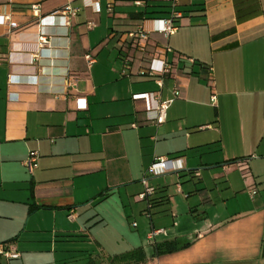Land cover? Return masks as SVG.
<instances>
[{"label": "crops", "instance_id": "obj_1", "mask_svg": "<svg viewBox=\"0 0 264 264\" xmlns=\"http://www.w3.org/2000/svg\"><path fill=\"white\" fill-rule=\"evenodd\" d=\"M67 5L79 8L69 25L59 14ZM153 5L169 12L161 0H0V246L19 255L0 254V264H27L28 252L47 254L49 264H109L137 249L145 257L139 264H264V192L255 178L235 181L231 173L245 177L253 175L251 165L264 167V0H179L175 32L167 38L151 32L140 52L128 34L141 24L152 31L151 19L169 16L147 18L146 6ZM151 58H165L170 72L140 76ZM158 91L162 101L172 100L160 126L132 98ZM31 152L38 158L28 172ZM155 158L170 160L168 170L148 173ZM206 177L216 190H246L248 203L233 213L225 204V214L209 217ZM143 178L157 203L150 224L155 214L177 217L179 210L196 226L190 234L164 228L167 236L150 242L152 248L172 239L191 241L188 248L154 256L134 240L112 256L96 241L94 254L58 247L90 242L91 228L106 222L89 208L115 193L136 196L130 213L141 217ZM168 179L186 195L178 208L170 205ZM39 211L53 212L52 228L30 225ZM59 212L71 218L61 214L57 222ZM36 232L46 236L30 234ZM27 242L36 246L28 249Z\"/></svg>", "mask_w": 264, "mask_h": 264}, {"label": "rangeland", "instance_id": "obj_2", "mask_svg": "<svg viewBox=\"0 0 264 264\" xmlns=\"http://www.w3.org/2000/svg\"><path fill=\"white\" fill-rule=\"evenodd\" d=\"M101 113H102L101 111L95 112L92 114L93 115L92 117L96 118ZM93 123L97 124V121H94ZM27 160L28 158L26 159V161ZM135 163H136V158L135 157L131 158V165L133 169ZM251 167H252L253 175H247L245 177H242L239 171L233 173L234 170L231 169V173L234 174V180L235 181L240 180L241 182H243L244 180L253 181V179L255 178L257 185L259 186V189L262 192H264V167L259 166L256 163L254 165H251ZM26 170L28 171L27 168ZM203 182L205 184L208 194L212 197L213 200V205L209 207L206 211L209 217L225 214V209H226L225 204L228 207V213H233L236 209L247 204L249 201L248 196L245 194L246 190H241L236 195H234L232 194L233 193L232 191H228L224 189L222 186H219L221 188H219V190H216L214 187L215 183L212 180V178L206 177ZM167 183H168L167 194L170 196V205L172 206V208L174 207L178 208L179 200H182L183 202L185 200L184 198L186 195L184 194L186 188H184V185H182L183 188L182 186H180V188L183 189V193H184L183 194L184 196L181 197L182 196L181 194L176 193V188H178L179 186H177L175 182L172 181V179H168ZM133 185L132 186L129 185L127 187L125 186L123 188H131V187L133 188L134 187ZM146 186L148 185L146 184ZM144 189L145 187L143 185L142 192H144ZM135 198L136 196L128 197L127 195H123V194L118 195L115 193L106 201L100 204L98 203L93 204V206L89 208V211H94L104 216L106 224L91 228L92 240H90V242H74L64 245L59 243L58 247L68 246L70 249L86 250L89 253L94 254L96 253V249H97L95 244L96 241L102 246V248L106 252H108L110 255L113 256L126 252V250L130 248V245L134 243L135 240L137 246H142L143 250L145 249L148 251L151 250L152 252L153 248L151 246V243L146 239V233L149 232L151 229H160L163 227V229L165 228L169 230L170 233L169 235H172V233L175 232L184 233V234L188 232L190 234L192 233L193 230L196 229V226H194V221L191 219V217L190 216L187 217L183 215V213L180 212L179 210L177 211L178 212L177 217H172L171 214L169 213H165L161 215L159 214L153 215V225H152L149 222V218L144 215V212L146 210V205H145L144 208L145 210L141 212V217H139V213H137V216L133 218V216L130 213L129 202L130 204L131 203L135 204L134 203ZM139 199L142 200L140 197ZM200 210L201 208H198V211ZM61 214H63L64 220L68 218L66 217L65 212L62 213L59 212V215L57 217V222H58V218L61 217ZM79 215L81 216L83 214H79ZM151 215H152V211L150 212V218ZM85 220L86 218L84 217V221ZM54 221L55 218L52 211L50 212L39 211V212H35L34 215L32 216L30 220V225L35 227H43L45 229H50L52 228ZM133 223L136 224L135 227H133ZM30 234L33 236H46L45 232H41V233L36 232ZM45 244L47 245V243H43V245ZM23 245L28 249H32L34 246H36V244L29 242L24 243ZM62 254L60 253V249H58L55 255L57 258L56 263H62V261H60L61 260L60 257L63 256ZM46 255L47 254L41 256L40 254L33 255L30 252H28L27 256L25 257V260L27 264L38 263V262H42L43 264H49L50 261L52 260L49 259L50 257H47Z\"/></svg>", "mask_w": 264, "mask_h": 264}, {"label": "built area", "instance_id": "obj_3", "mask_svg": "<svg viewBox=\"0 0 264 264\" xmlns=\"http://www.w3.org/2000/svg\"><path fill=\"white\" fill-rule=\"evenodd\" d=\"M149 1V0H147ZM163 3L168 5L169 8V16L167 18L163 19H151V23L153 24V30L149 31L144 28L143 24L137 26V28L128 34V36L132 39V42H134V46L137 50L140 52L145 50L146 42L148 41L149 34L151 32L158 33L162 35L163 37L167 38L170 35H172L175 30V22L177 19L181 17V13L177 10L178 1L179 0H161ZM143 2L138 1L135 2L136 5H141ZM33 14L35 16H38L39 14V8L38 6L32 7ZM79 12V8H74L69 5L65 6L63 9L60 10L59 14L65 19V25H69V19L76 16ZM5 19H9L8 17H5ZM89 27L92 26L91 23L88 24ZM12 28H14V25H11ZM40 43H45V40L43 37L39 38ZM163 51L165 53L170 52V48L168 46H165L163 48ZM88 63H92V58L90 55L85 56ZM188 61L192 62L191 59H187ZM172 66L165 58L159 59V58H151L147 64V67L139 72L140 76L148 77V78H155L157 76H163L170 72ZM156 84L159 86V88H162V80L157 79ZM66 85H69L68 80L66 81ZM172 95L174 97H178L179 92L177 88H174L172 90ZM133 100H142L145 104V108L148 112H153V122L155 125L160 126L165 122L166 119V111L168 108V105L170 104V101H162L160 97V91L154 92V93H143V94H137L134 95ZM214 100V97H212ZM38 155L36 152L29 153L28 160L24 162V166L28 169L29 172H32V170L36 167ZM171 161L165 158H155L153 163L149 166L147 172L151 174H160L168 170L169 165ZM142 184L144 185L145 189L144 192H142L139 197L146 202V210L144 212V215L150 218V211H151V204L149 203V198L153 196L154 189L152 187L146 186V179H142ZM255 191H250V195H255ZM71 216H68V219H70ZM136 224L133 223V227H135ZM159 236H167V231L163 228L160 229H151L147 233V239L150 242L155 241V239ZM0 254L5 255L7 258L10 259H16L19 257L18 253L15 252H7L0 246Z\"/></svg>", "mask_w": 264, "mask_h": 264}, {"label": "trees", "instance_id": "obj_4", "mask_svg": "<svg viewBox=\"0 0 264 264\" xmlns=\"http://www.w3.org/2000/svg\"><path fill=\"white\" fill-rule=\"evenodd\" d=\"M146 7H147L146 8L147 11H145V15L148 16L147 18H150L152 17V15L159 14V13L163 15L169 14V12L167 11H162V12L154 11L156 8H165L164 6L153 5V6H146ZM138 19L144 20L141 16H138ZM132 44L134 45V42H132ZM148 201L151 204V209L155 207L157 204L155 202V199H152V197H150ZM191 243H192L191 241L181 240V239H172V240H164L161 242H157L153 245V255L160 256V255L174 253V252L188 248L191 245ZM144 261H145V257H144L143 252L140 249H137L132 252H128V253L121 254L119 256H114L110 258L109 264H139V263H144ZM87 264H95V263L92 260H90Z\"/></svg>", "mask_w": 264, "mask_h": 264}]
</instances>
